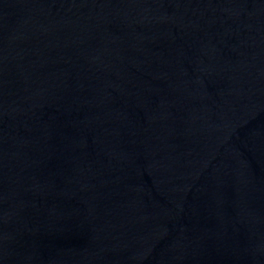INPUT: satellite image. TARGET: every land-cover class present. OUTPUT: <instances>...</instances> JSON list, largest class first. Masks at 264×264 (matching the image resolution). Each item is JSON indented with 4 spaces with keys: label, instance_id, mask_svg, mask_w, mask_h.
I'll return each mask as SVG.
<instances>
[{
    "label": "water",
    "instance_id": "water-1",
    "mask_svg": "<svg viewBox=\"0 0 264 264\" xmlns=\"http://www.w3.org/2000/svg\"><path fill=\"white\" fill-rule=\"evenodd\" d=\"M0 264H264V0H0Z\"/></svg>",
    "mask_w": 264,
    "mask_h": 264
}]
</instances>
